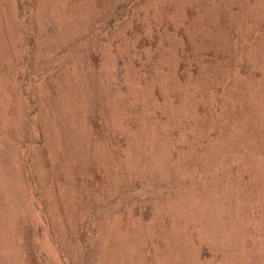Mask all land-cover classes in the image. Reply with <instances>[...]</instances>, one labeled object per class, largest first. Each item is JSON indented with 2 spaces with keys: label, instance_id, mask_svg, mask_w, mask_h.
I'll return each instance as SVG.
<instances>
[{
  "label": "rangeland",
  "instance_id": "1",
  "mask_svg": "<svg viewBox=\"0 0 264 264\" xmlns=\"http://www.w3.org/2000/svg\"><path fill=\"white\" fill-rule=\"evenodd\" d=\"M0 264H264V0H0Z\"/></svg>",
  "mask_w": 264,
  "mask_h": 264
},
{
  "label": "trees",
  "instance_id": "2",
  "mask_svg": "<svg viewBox=\"0 0 264 264\" xmlns=\"http://www.w3.org/2000/svg\"><path fill=\"white\" fill-rule=\"evenodd\" d=\"M248 3V5H251V3L250 2H247ZM183 88H184V85H183ZM197 99H199V98H197ZM218 112V111H217ZM218 114V113H217ZM199 116V115H198ZM160 117V116H159ZM199 118V117H198ZM207 118H209L208 116L207 117H205V119H207ZM212 118H213V116H212ZM211 119V118H210ZM211 120H213V119H211ZM213 121H215V119L213 120ZM186 139H188V140H190L188 137H187V135H186ZM195 142V141H194ZM199 144H201V148H203L204 149V147L206 146L205 144H206V141L205 140H200L199 141ZM196 162V161H195Z\"/></svg>",
  "mask_w": 264,
  "mask_h": 264
}]
</instances>
